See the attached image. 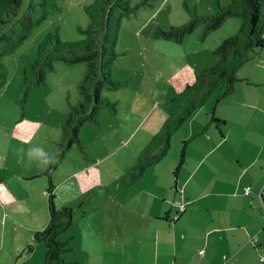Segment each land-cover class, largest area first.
<instances>
[{
  "label": "rangeland",
  "instance_id": "1",
  "mask_svg": "<svg viewBox=\"0 0 264 264\" xmlns=\"http://www.w3.org/2000/svg\"><path fill=\"white\" fill-rule=\"evenodd\" d=\"M27 1L21 0V11L26 7ZM55 1L59 9L50 12L22 44L3 57L6 79L0 88V227L2 226L3 230L0 241L4 240V248L0 250V258L7 262L6 264L41 263L45 246L34 239L32 230L33 225L40 224L39 215L42 214L38 203L36 205L38 180L29 185L20 180L21 162L28 158L26 151L34 148V144L28 142L37 138V135L48 133L54 139H61L64 131L61 125L70 110L78 106V86L87 73L85 63L67 64L56 60L53 62V70L45 74L46 86L33 89L25 86L27 80L33 78L31 67L37 58L36 51L47 34L55 33L62 42L77 41L84 38L80 30H84L91 23L86 7L94 3V0ZM229 2L230 0H155L150 2V6L139 8L121 20L114 47L116 58L112 73L114 81L118 76L119 86L116 90L104 88L101 97L111 103L118 100V121L120 119L125 125L120 127L119 122L118 134L115 133L111 129L113 110L104 107L99 112L102 129L89 121H84L79 127L81 139L89 149L90 157L95 152L102 153L104 148L108 151L116 146L121 147V150L118 147V151L100 165L109 194L113 193V196L118 197V192L110 181L119 175L124 165L135 162L139 144L146 139L143 135L144 129L153 126V130H157L159 125L156 123L160 124L169 114L180 109L179 102L184 98L186 87L194 82L195 73L218 62L219 56L215 53L217 46L223 38L238 32L240 20L230 17L220 27L205 35L204 25L200 23L190 34L185 35L180 43L153 35L154 31L185 25L194 16L200 17L215 12L216 3L226 5ZM261 53V58L249 59V55L244 65L239 68L240 73H248L257 68V74L252 76L264 80V70L261 67L264 66V51ZM243 83L237 81V91L230 96L234 95V98L239 99L243 96L255 97L253 91H247L249 86ZM255 93L264 98V85L261 86L260 92ZM215 95L216 92L193 111L194 118L185 125V130L192 134L195 128H211L212 131L218 132L213 129V123L206 126L207 122L212 115L215 117L233 113L234 108L228 97L214 104ZM160 118L161 120H158ZM229 125L231 126V123ZM135 126L139 130L134 131L137 135L130 142L134 136L130 130ZM184 129L181 127L172 130V143L165 162L167 167L160 168L170 171L173 182V173L183 146L181 135H185ZM99 134L101 141L96 137ZM202 138L198 136L186 144L190 150H187V155L198 147L197 143ZM102 140L105 141V147ZM66 142L67 140L63 139V143ZM190 159H187V163L194 161L195 157ZM182 167L189 169L186 165ZM22 187H26V191L21 190ZM98 190L105 191V188ZM54 207L61 209L55 204ZM78 217L79 214L72 216L73 219ZM91 218L93 219L94 215H91ZM69 231L57 237L58 241L65 242L70 233L75 235L72 242H65L69 251L62 257L76 260L78 264H85L83 258L93 259L94 263L90 264H101L104 257L111 254L109 242L105 243L107 250L104 251L102 234L83 232L81 224L69 228ZM260 238V242L264 243L262 232ZM249 247L253 250L252 246ZM260 248L258 247L259 250Z\"/></svg>",
  "mask_w": 264,
  "mask_h": 264
},
{
  "label": "crops",
  "instance_id": "2",
  "mask_svg": "<svg viewBox=\"0 0 264 264\" xmlns=\"http://www.w3.org/2000/svg\"><path fill=\"white\" fill-rule=\"evenodd\" d=\"M261 51L264 48L251 53L249 59L261 58ZM261 67L264 70V66ZM252 74H257V68L248 73H240L238 69V82L242 81L249 86L247 91H253L255 97L243 96L239 99L234 98V95L230 96L237 91L235 83L234 91L226 96L230 98L233 113L215 116L223 120L219 124L220 130L215 123L210 120L207 122L206 126L213 123V129L217 133L211 128H195L193 134L185 130V125L193 120L194 112L176 128L182 127L185 135H181V143L184 145L183 162L176 166L174 182L169 170L160 169L166 166L168 152L160 161L146 168L138 180L129 182L126 177L127 171L138 163L153 136L172 113L160 124L156 123L159 125L157 130H153V126L144 129L146 139L139 144L135 162L124 165L119 175L110 181L118 192V197L113 196V193L109 194L100 165L118 151L116 149L120 146L108 151L104 148L102 153L93 152L90 157V151L81 139V129L78 131V144L74 143L67 148H62L63 134L61 139H54L48 133H41V136L37 135V138L28 142L33 143L34 148H43L49 155L62 152L51 177L54 204L59 208L70 207L73 217L79 214L78 218H72L69 228L81 224L83 232L102 234L104 251L107 250L105 243L109 242L111 254L104 257L101 264H264V243L260 242L261 232L264 238V199L260 196L264 186V98L255 93L260 92L264 80L255 78ZM115 81L118 82V76ZM112 104L114 109L111 129L118 134V123L120 122V127L125 124L120 119L118 121V100ZM99 116L95 125L102 129ZM176 122L173 120L168 125L147 156L161 149L167 132H171V145L172 130ZM138 130L135 126L130 132L134 134ZM198 136L203 137L198 141V147L187 155L189 149L186 144ZM96 137L101 141V134ZM102 144L105 147L104 140ZM26 154L28 158L21 162L22 172L19 178L28 185L38 180L36 205L38 203L42 211L39 215L40 224L33 225L34 234L48 222L47 177L42 174L48 165L42 164L35 156H30L28 150ZM190 157H195V160L187 163ZM184 165L189 169H183ZM101 187L105 191H97ZM25 189L27 188H21L26 191ZM180 200L184 202L185 210L172 221L176 203ZM24 208L27 209L26 206ZM91 215H94L93 219ZM69 228L67 233L70 232ZM1 232L2 226L0 234ZM252 236L257 238L261 254L254 250L255 247L250 242ZM74 238L75 235L70 233L66 239L68 242H65H72ZM2 248L4 240L0 241V250ZM200 250H203L202 254L198 253ZM260 255L263 257L262 263L259 261ZM62 259L64 262L78 264V261L64 256ZM83 260L85 264L94 263L93 259ZM42 261L43 257L40 264ZM6 263L0 258V264Z\"/></svg>",
  "mask_w": 264,
  "mask_h": 264
},
{
  "label": "trees",
  "instance_id": "3",
  "mask_svg": "<svg viewBox=\"0 0 264 264\" xmlns=\"http://www.w3.org/2000/svg\"><path fill=\"white\" fill-rule=\"evenodd\" d=\"M152 1L155 0H94V3L86 7L91 23L84 30H80L84 35L83 39L62 42L55 33H49L38 45L37 58L31 67L33 78L27 80L26 88L46 86L45 74L53 70V62L56 60L67 64L85 63L87 66V73L78 86L80 97L78 106L70 110L62 125L63 138L67 140L66 144L62 143V148L78 144L79 127L84 121L97 124L102 108L114 109L112 103L101 97V92L104 88L116 89L119 86V82L112 79V69L116 58L114 47L121 20L139 8L150 6ZM215 6L216 11L210 15L194 16L185 25L154 31L153 35L180 43L184 36L190 34L200 23L204 25L205 35L220 27L230 17L240 20L238 32L223 38L217 46L215 53L219 56L218 62L195 73L194 82L186 87L184 98L179 102L180 109L168 116L139 157L138 163L127 171L126 177L129 182L138 180L146 168L166 156L171 132H167L165 141L157 153L147 155L173 120L177 121L173 128L176 129L214 92H216L214 104L231 94L239 80L238 69L251 53L264 48V0H230L226 5L216 3ZM20 7L21 0H0V88L6 79L3 57L22 44L50 12L59 9L55 0H28L24 10L21 11ZM79 114H81L79 117L76 116ZM210 121L215 123L218 129L219 124L223 123V120L213 115ZM61 154L62 152L51 155L55 157V163L49 164L42 172L47 177L48 222L44 228L33 234L34 239L45 246L42 264H75L63 261L62 254L69 248L65 242L57 240L58 235L72 224L71 208L56 209L53 201L54 185L51 177ZM183 157L184 145L181 148L178 165L183 162ZM260 192L261 198L264 199V186Z\"/></svg>",
  "mask_w": 264,
  "mask_h": 264
},
{
  "label": "clouds",
  "instance_id": "4",
  "mask_svg": "<svg viewBox=\"0 0 264 264\" xmlns=\"http://www.w3.org/2000/svg\"><path fill=\"white\" fill-rule=\"evenodd\" d=\"M30 156H35L44 165L55 163V157L49 155L43 148H31L28 150Z\"/></svg>",
  "mask_w": 264,
  "mask_h": 264
},
{
  "label": "built area",
  "instance_id": "5",
  "mask_svg": "<svg viewBox=\"0 0 264 264\" xmlns=\"http://www.w3.org/2000/svg\"><path fill=\"white\" fill-rule=\"evenodd\" d=\"M245 193L247 194L248 191H245ZM262 194V192H260V195ZM184 211V204L183 202L180 200L177 202V212L176 214L173 216L172 221H175L179 214L182 213ZM263 219H264V215H263ZM250 242L253 244V246L255 247L256 250H258V252L261 254V250L258 249L257 246V238L253 237L250 239ZM203 250H200L198 253L202 254ZM259 261L262 263L263 262V257L260 255L259 257Z\"/></svg>",
  "mask_w": 264,
  "mask_h": 264
}]
</instances>
